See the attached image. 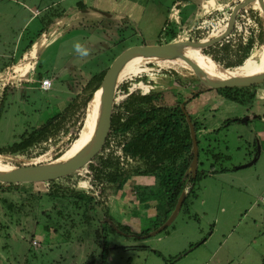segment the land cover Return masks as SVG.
<instances>
[{
	"label": "rangeland",
	"instance_id": "rangeland-1",
	"mask_svg": "<svg viewBox=\"0 0 264 264\" xmlns=\"http://www.w3.org/2000/svg\"><path fill=\"white\" fill-rule=\"evenodd\" d=\"M55 1L58 2L0 0V50L17 52L12 60L0 58V87L23 89L7 92L3 99L0 146L10 144L18 133L45 122L73 97L76 77L74 74L71 77L64 66L81 61L76 54L79 50L84 51L89 47L91 64L94 62L96 69L102 67L103 70L108 69L112 61L130 46L214 36L205 33V30H209L208 27L196 29L203 14L207 15V23L215 15L213 12L204 13L202 0H175L179 2V11L174 3H171L173 0H161L162 7L166 5L170 10L166 15V22H163L161 14H154L152 17L151 0L143 16L125 24L126 28L119 31V35L115 23L106 22V18L100 15L93 19L95 26L74 28L70 32L60 28L54 34L46 33L42 38L41 50H36L32 60L30 78L24 83L29 59L23 58L14 65L13 71L16 73L11 72V75L8 72L11 65L8 64L19 59L22 51L28 48L29 40H40L39 33L42 30L47 32L49 20L65 13L71 7L77 8L76 1L79 0H64L52 5ZM46 5V10L34 15V9ZM231 8L232 6L224 12L226 18L223 22L220 21V25L225 24L226 27ZM31 16L33 17L30 19ZM176 16L181 22L176 20ZM210 54L216 55L212 51ZM263 54L264 48L261 56ZM254 58L260 59L259 51L255 53ZM158 61L143 62L141 68L130 70L125 75H136L144 69L143 67L147 71L156 69L148 67L147 63ZM254 61L248 59L243 65ZM239 68L240 66L210 74L214 78H225L237 74ZM9 75L11 78L8 80ZM40 76H48L51 79L50 90L40 89ZM117 78L119 80L120 77ZM76 85L79 86V83L76 82ZM211 96L210 92L204 93L193 100L191 105H187V111L191 114L200 111L199 122L205 127L203 137H199L198 177L194 183L187 184L185 189H192L194 196L186 198L185 204L168 226L151 235L153 225L157 223L153 207L163 192L159 187H153L148 177H136L134 184L141 186L138 190L139 196L135 195L133 188L127 189L123 197L126 198L127 206L122 209V205L117 202L110 206L112 218L126 225L128 232L116 226L106 229L107 258L104 264H264V86L259 85L254 99L251 102L247 100L244 104L222 96ZM120 97L121 95L117 96V100ZM155 97L161 96L158 94ZM160 100L162 103L174 101L172 97ZM88 113L90 117V107ZM245 117H248L246 122L243 121ZM228 119L232 121L227 125L225 121ZM215 128L216 132H213ZM256 155L257 159L252 164L241 167L251 162ZM2 159L13 167L39 161H53L48 156L34 160L17 154ZM96 192L100 194L99 190ZM144 198L152 200L144 206ZM122 210L123 214H120ZM145 230L149 232L142 233ZM79 233L80 228L77 227L70 231L68 237L76 240ZM0 234L5 233L0 230ZM64 239L62 233H50L49 243L42 244L41 249L36 252L40 263L29 255L27 264H56V259H59V264L74 262L70 253L76 249V243L57 248ZM30 240L37 249L40 248L38 238L32 237ZM10 241L9 238H4L7 246L14 247ZM26 246L24 249L28 248L27 244ZM24 249L22 248L21 254ZM12 253L10 248L5 251L0 249V257L5 258V264L11 260L9 254Z\"/></svg>",
	"mask_w": 264,
	"mask_h": 264
},
{
	"label": "trees",
	"instance_id": "trees-1",
	"mask_svg": "<svg viewBox=\"0 0 264 264\" xmlns=\"http://www.w3.org/2000/svg\"><path fill=\"white\" fill-rule=\"evenodd\" d=\"M129 21L120 23L117 34L126 28L125 24ZM50 22L52 20L48 25ZM161 43L165 42L158 41L157 44ZM263 48L264 14L258 2H252L239 10L234 29L220 42L201 51L190 46L179 47L178 51L194 57L211 76L210 72L239 66L238 73L246 71L260 60H256L254 55L259 51L261 58ZM211 51L216 55H211ZM248 59L255 61L243 65ZM147 66L156 69L147 71L143 67L136 75H125L130 70L141 68L140 63L118 73V82L127 77L115 91V97H121L113 105L111 126L104 145L88 163L74 173L42 182H0V230L5 233L0 234V248L3 251L8 248L13 250L9 254L11 260L6 259L7 264H27L29 255L40 263L36 252L42 244L49 243L52 232L62 233L65 238L57 248L69 243L77 244L70 253L74 262L69 264H104L107 258L106 229L113 227L104 218H109L118 229L128 232L126 225L112 218L110 206L124 197L127 189L133 188L135 195L139 196L141 186L134 184L139 176L152 178V186L159 187L163 192L153 207L157 218L153 229L159 227L171 214L187 184L194 183L198 177L197 170L192 177L193 152L187 115L194 128L198 148L199 137H203L205 127L199 122L200 111L191 114L187 105L207 92L212 94L211 97L222 96L244 104L254 99L259 85L264 86L262 82L241 87L208 88L188 65L179 61L148 62ZM106 70L94 66L59 112L42 124L18 133L10 144L0 146V156L17 154L34 160L48 156L55 160L71 150L84 135L90 120L89 107ZM14 89L23 90L19 87H0V115L6 93ZM158 94L162 99L172 97L174 101L162 103L160 98L155 97ZM231 121L228 119L225 124ZM1 157L0 165L10 166ZM42 163L47 162L18 166ZM192 191H186L182 205L187 197L194 196ZM151 200L144 198V206ZM77 227L80 228L79 237L71 240L68 235ZM148 232L145 230L142 233ZM32 237L38 238L40 248L33 245ZM4 238H9L14 247L7 246ZM26 244L28 248L24 249ZM3 259V256L0 257V264H5ZM58 262L59 259H56V264Z\"/></svg>",
	"mask_w": 264,
	"mask_h": 264
},
{
	"label": "water",
	"instance_id": "water-1",
	"mask_svg": "<svg viewBox=\"0 0 264 264\" xmlns=\"http://www.w3.org/2000/svg\"><path fill=\"white\" fill-rule=\"evenodd\" d=\"M258 2L263 14H264V0H236L231 8L229 21L224 27V29L214 35L213 37L204 38L200 40H184V39H175L161 44H141L134 45L126 48L122 51L110 64L106 70L98 89L95 91L94 95L98 90H100L99 98V109L98 117L96 121L95 131L92 135L90 141L77 153L68 159L59 160V158L42 164L35 165H25L19 167H13L12 169L0 170V182L7 183H22V182H42L46 180H51L59 178L65 175L74 173L83 165L88 163L96 153L103 147L106 140V136L109 132L111 126V116L113 111V105L117 101L115 97V91L118 86V71L119 68L129 59L135 56L140 57H151L157 58V60L152 59V61L160 60H173L179 61L177 59L179 56L178 48L180 46H190L197 48L200 51L206 47H209L215 43L220 42L226 38L232 30L234 29L236 16L239 10L246 4ZM182 61L184 64L188 65L195 73V75L200 79V81L205 84L208 88H224V87H241L248 86L252 84H260L264 82V73L251 75V76H236L226 80H211L208 78H203L199 72L201 68L191 61L190 59L183 57ZM148 61H151L150 59ZM248 117L243 119L246 122ZM187 120L190 124V133L192 140V152L193 157L191 161V171L192 177H195L197 170V157H198V144L195 136V131L191 125L190 118L187 115ZM257 159V155L253 157L251 162L242 165L241 167L248 166L252 164ZM186 191H182L178 200L175 204L174 209L172 210L169 217L162 223L159 227L154 229L150 234H156L159 231L163 230L168 226L176 217L179 212L182 203L185 199ZM105 221L113 225L112 221L109 218H105Z\"/></svg>",
	"mask_w": 264,
	"mask_h": 264
},
{
	"label": "crops",
	"instance_id": "crops-1",
	"mask_svg": "<svg viewBox=\"0 0 264 264\" xmlns=\"http://www.w3.org/2000/svg\"><path fill=\"white\" fill-rule=\"evenodd\" d=\"M60 1H64V0H58V2L55 1L52 3V5H54L55 3H60ZM150 1L151 0H79V1H76V3L78 4L77 5L78 9L71 7L67 11H65V13L63 12V13H60V15H56L54 19H52V22L49 23L47 32H42L40 34L41 35L40 40L38 41V40L31 39L32 40L31 44L28 46L27 49L22 51L19 59L14 64H11L12 62L10 64L11 66H14L18 64L19 61L23 58L29 59V68L27 70V73L24 74V75H27L26 78L24 79L25 80L24 83H25L30 78L32 65H33L32 60L34 59L36 50H41L42 48L41 44L43 42L42 38L44 37L46 33L50 32L54 34L55 32L59 31L60 28L61 29L64 28L63 30L67 29V32H70V30L74 28L79 29L80 27V29H84V28H88L90 25L95 26L94 24L95 21L93 19H96L98 15H100L103 18L105 17L107 20L106 22L108 23L113 22V24L115 23V26L118 27L123 20L132 21L133 19L137 20L138 18L142 17ZM182 1H186V0H182ZM235 1L236 0H202V4L205 9V12L204 11L203 12L206 14H212L213 12L215 15L211 17L210 22L207 23L208 22L206 19L207 15L203 14L202 21L197 24L198 26L196 29L199 30L201 28L208 27L207 29L209 30H205V33L216 35L215 31L217 30H218L217 33H220L225 27L224 26L225 24L220 25V21L223 22V19L226 18L224 15V12L226 11L227 8L232 6V4ZM171 3H174V5L176 6V9H178L177 5L179 4L177 3L179 2H176L175 0H173ZM150 5H152V8H151V10L153 11L152 17L155 16L154 14L156 15L161 14V16L163 15V22H166V15L167 13L170 12L169 8H167L166 5L162 7L163 4L161 3V0H153V2H151ZM46 9H47V5L43 6L42 8H36L33 11L34 12L39 11L40 13L41 11H44ZM179 10L180 9H178V11ZM32 17L33 16H31L30 19ZM98 19L101 20L100 18ZM176 20L180 21L178 16H176ZM26 21L27 23L29 22L28 19ZM99 22H102V21H99ZM16 54H17L16 51L10 52L4 49L0 50V58L3 57L5 59L12 60ZM76 54L81 59V61L79 63L69 64L68 66H64L65 71L68 70V73L69 75H71V77L73 74H74L73 76L76 77V80L74 81L75 84H73V89H74L72 90L73 93H76L78 89V85H76V82L80 84L83 81H85V79L89 76V73L95 66L94 62H92L93 65L91 64L89 47H87L84 51L79 50V52ZM42 78L50 79L48 76H42ZM51 87H52V82H51ZM51 87L48 90H50ZM48 90H44V91H48ZM142 177H145V176H142ZM148 179H151L150 183L153 185L154 181L152 180V178H148ZM118 196L120 195L118 194ZM122 198L118 199L116 202L120 203L122 205V207L120 208L123 209V206H127V205L125 203L126 198L125 199L124 198L122 199ZM129 207L131 208V205ZM119 213L123 214V210Z\"/></svg>",
	"mask_w": 264,
	"mask_h": 264
},
{
	"label": "bare ground",
	"instance_id": "bare-ground-1",
	"mask_svg": "<svg viewBox=\"0 0 264 264\" xmlns=\"http://www.w3.org/2000/svg\"><path fill=\"white\" fill-rule=\"evenodd\" d=\"M179 56L177 57V59L182 60V58L180 57H186L188 59H190L191 61H193L194 63H196L200 68L201 71L199 72V74L203 77V78H208L211 80H226L229 78H233L236 76H251V75H257L260 74L262 72V70L264 69V54L263 56L260 58V60L253 65L252 67H250L249 69H247L244 72L229 76V77H225V78H214L210 75H208L205 70L202 68L201 64L191 55L187 54V53H183V52H179ZM152 60L155 59L157 60V58H151V57H140V56H135L132 57L131 59L127 60L120 68L119 71H123L126 69H129L131 66L140 64L142 62H146L148 60ZM180 63H183L182 61H180ZM184 64V63H183ZM99 98H100V90H98L96 92V94L94 95L92 102H91V107H90V120L88 122V125L86 127V130L84 132V135L82 136V138L72 147L71 150H69L66 154H64L63 156H61L59 158V160H63V159H68L70 157H72L75 153H77L79 150H81L91 139L92 135L94 134L95 131V126H96V121H97V117H98V109H99ZM13 166H3L0 165V170H5V169H12Z\"/></svg>",
	"mask_w": 264,
	"mask_h": 264
},
{
	"label": "built area",
	"instance_id": "built-area-1",
	"mask_svg": "<svg viewBox=\"0 0 264 264\" xmlns=\"http://www.w3.org/2000/svg\"><path fill=\"white\" fill-rule=\"evenodd\" d=\"M39 14V11H35L34 12V15H38ZM9 73H10V75H11V72L12 73H16V71H13V66H10L9 67V71H8ZM27 73V72H26ZM25 73V74H26ZM20 74H21V72H20ZM8 76L7 77V79L9 80L10 78H11V76ZM39 86H40V88L41 89H43V90H48L50 87H51V81H50V79H48V78H42V79H40V81H39ZM35 244V243H34Z\"/></svg>",
	"mask_w": 264,
	"mask_h": 264
}]
</instances>
